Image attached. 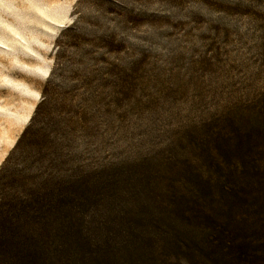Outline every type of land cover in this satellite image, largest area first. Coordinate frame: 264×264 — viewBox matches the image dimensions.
Masks as SVG:
<instances>
[{
  "label": "rangeland",
  "instance_id": "rangeland-1",
  "mask_svg": "<svg viewBox=\"0 0 264 264\" xmlns=\"http://www.w3.org/2000/svg\"><path fill=\"white\" fill-rule=\"evenodd\" d=\"M0 45V264L13 230L35 264H252L264 0H0Z\"/></svg>",
  "mask_w": 264,
  "mask_h": 264
},
{
  "label": "trees",
  "instance_id": "trees-1",
  "mask_svg": "<svg viewBox=\"0 0 264 264\" xmlns=\"http://www.w3.org/2000/svg\"><path fill=\"white\" fill-rule=\"evenodd\" d=\"M261 111H259V123L253 128V133L251 132V135L254 137V140H256V148L258 149L259 152V160H260V166L257 167V178H258V190H259V198L257 197L256 201L259 203L258 204V209H257V215H258V222L259 225L257 226V223H254V227H257L256 230H254V243L255 247H248L247 244L243 245L244 251H241L242 256H245V259L243 260L245 263H252V264H264V102H262L261 106ZM258 116V115H257ZM24 136V132L21 134V137ZM21 137L19 140H21ZM31 195V194H30ZM185 195L181 194L180 197L183 198ZM27 195L25 196V198ZM28 199V197H27ZM180 216L182 219L185 218L186 216V211L185 210H179ZM19 226H16V229H18ZM0 231H3V229H0ZM14 233L16 234L15 230H13ZM17 231V230H16ZM15 234L10 237L12 239V243H16V247L20 248L22 247V250L17 251L16 258H18V263L17 264H35V262L38 261V257L34 256L33 251L29 250V247L31 245L29 244L30 242L28 241L25 243V241H15L12 237H15ZM2 234H0V247L3 246L2 244ZM3 236V235H2ZM16 248V249H17ZM1 252V251H0ZM35 252V251H34ZM215 252V251H214ZM217 252V250H216ZM250 253V256H249ZM231 259V258H230ZM251 259V261H250ZM232 260V259H231ZM230 264V260L227 262ZM179 264H185L183 259L180 260Z\"/></svg>",
  "mask_w": 264,
  "mask_h": 264
},
{
  "label": "bare ground",
  "instance_id": "bare-ground-1",
  "mask_svg": "<svg viewBox=\"0 0 264 264\" xmlns=\"http://www.w3.org/2000/svg\"><path fill=\"white\" fill-rule=\"evenodd\" d=\"M25 9H27V7ZM0 47H1V45H0ZM27 53H29V52H27ZM21 65L27 66V64L25 62L21 63Z\"/></svg>",
  "mask_w": 264,
  "mask_h": 264
}]
</instances>
